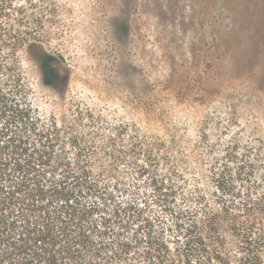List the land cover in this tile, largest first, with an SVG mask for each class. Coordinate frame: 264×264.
<instances>
[{"label":"trees","instance_id":"1","mask_svg":"<svg viewBox=\"0 0 264 264\" xmlns=\"http://www.w3.org/2000/svg\"><path fill=\"white\" fill-rule=\"evenodd\" d=\"M50 12L0 0V264H264V148L199 182L158 135L42 114Z\"/></svg>","mask_w":264,"mask_h":264},{"label":"rangeland","instance_id":"2","mask_svg":"<svg viewBox=\"0 0 264 264\" xmlns=\"http://www.w3.org/2000/svg\"><path fill=\"white\" fill-rule=\"evenodd\" d=\"M50 7L47 76L20 55L42 114L100 117L158 135L199 182L260 155L264 0H50Z\"/></svg>","mask_w":264,"mask_h":264}]
</instances>
